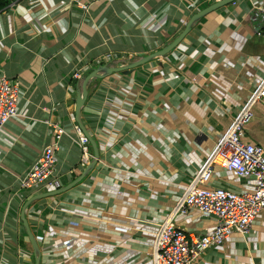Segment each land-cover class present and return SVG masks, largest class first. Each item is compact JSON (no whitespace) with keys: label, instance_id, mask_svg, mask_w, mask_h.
Here are the masks:
<instances>
[{"label":"crops","instance_id":"1","mask_svg":"<svg viewBox=\"0 0 264 264\" xmlns=\"http://www.w3.org/2000/svg\"><path fill=\"white\" fill-rule=\"evenodd\" d=\"M12 0L0 11V73L20 85L19 115L0 132V264H153L159 226L264 77V38L253 0H234L196 20L169 53L132 72H101L81 109L99 158L79 175L81 149L65 135L57 150L63 189L26 209L38 252L21 217L19 184L52 141L44 119L73 138L82 79L101 66L121 68L158 52L215 0ZM264 3V0H255ZM113 58L104 61V54ZM81 73L75 80L72 74ZM242 138L264 148V99ZM213 187L243 193L254 178L216 166ZM174 221L188 233L214 229L199 210ZM196 264H264V210L251 232H234Z\"/></svg>","mask_w":264,"mask_h":264},{"label":"built area","instance_id":"2","mask_svg":"<svg viewBox=\"0 0 264 264\" xmlns=\"http://www.w3.org/2000/svg\"><path fill=\"white\" fill-rule=\"evenodd\" d=\"M82 11L87 12L90 4L84 0H68ZM219 1V0H215ZM206 8V7H205ZM199 11V10H198ZM251 12L257 20L256 34L264 38V3L252 1ZM113 53L104 54L103 60L109 61ZM75 80L82 79L81 73L72 74ZM20 85L6 74L0 73V132L5 125L19 115L18 101ZM264 99V77L254 88L243 107L232 120L228 130L215 143L205 162L198 170L185 191L177 200L156 232L154 244L149 252L153 264H196L209 248L223 244L234 232L247 236L259 212L264 210V148L245 141L242 136L245 127L254 118V107ZM51 132L52 141L44 146L37 159L19 177L20 188L28 197L49 188H63L58 174L57 150L65 135L70 136L81 149V161L73 171L79 175L84 172L93 157L91 143L78 122H75L77 138L59 122L44 119ZM216 166H223L239 177L254 178V189L243 193L213 187L210 180ZM199 210L205 216L216 219L213 230L204 234L188 233L174 221L175 216Z\"/></svg>","mask_w":264,"mask_h":264},{"label":"water","instance_id":"3","mask_svg":"<svg viewBox=\"0 0 264 264\" xmlns=\"http://www.w3.org/2000/svg\"><path fill=\"white\" fill-rule=\"evenodd\" d=\"M234 0H219L209 6H207L206 8L198 11L197 13H195L192 18L189 20V22L187 23L186 27L184 28V30L179 34V36H177L172 42H170L167 46H165L163 49L159 50L158 52H155L153 54H150L149 56H146L145 58L131 64L130 66H126V67H121V68H118V69H115V68H110L109 66H101L99 68H96L93 72H91L89 75L85 76L82 80V83H79L78 84V87L80 88L79 90V93H78V96H77V107H76V117H77V122L79 123L81 129L83 130L84 134L89 138L90 140V143L91 145L93 146V149H94V152H95V159H94V163L95 161H97V159L99 158L100 154H99V147H98V144L96 142V140L91 136V134L89 133V131L85 128L83 122H82V119H81V109H82V106H83V103L88 95V86H89V83L90 81L95 78V77H99V76H102L103 74L101 72H108L110 70H112L111 72L113 71H124V72H132L134 67L139 65V64H142L152 58H155L156 56H161V55H165L167 53H169L170 51H172L173 49H175L179 44L180 42L185 38V36L189 33L193 23L198 20L199 18H201L202 16L208 14L209 12H211L212 10L222 6V5H225V4H228L230 2H232ZM93 166V162L89 164V166H87L86 168V171L90 170ZM63 189V188H61ZM60 189L58 190H55L53 192H51L50 194L53 195L55 194L56 192H59ZM46 196L48 194H39V195H36L32 198H30L24 205L23 209H22V213H21V217H22V220L24 222V225L27 229V232L29 234V237L31 239V241L33 242L34 244V248H35V251L38 252V247H37V244L35 242V239H34V236H33V233L31 231V228H30V225H29V222L27 221V218H26V209L27 207L29 206L30 203L34 202L35 200L43 197V196ZM35 264H39V256L36 257V263Z\"/></svg>","mask_w":264,"mask_h":264},{"label":"trees","instance_id":"4","mask_svg":"<svg viewBox=\"0 0 264 264\" xmlns=\"http://www.w3.org/2000/svg\"><path fill=\"white\" fill-rule=\"evenodd\" d=\"M12 0H0V11L6 8Z\"/></svg>","mask_w":264,"mask_h":264}]
</instances>
